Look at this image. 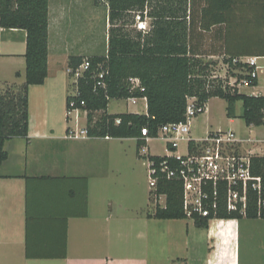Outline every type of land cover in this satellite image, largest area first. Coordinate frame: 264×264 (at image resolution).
I'll list each match as a JSON object with an SVG mask.
<instances>
[{
    "label": "crops",
    "instance_id": "0c3cea01",
    "mask_svg": "<svg viewBox=\"0 0 264 264\" xmlns=\"http://www.w3.org/2000/svg\"><path fill=\"white\" fill-rule=\"evenodd\" d=\"M67 1L49 0L48 78L29 87L28 139L5 144L8 159L0 166V264H264V254H257L263 219L215 218L207 228H198L191 219L148 217L152 209L147 174L148 184L144 177L122 175L115 160L96 154V147H103L97 140L108 143L113 138H67L68 130L80 127L82 118L84 127L87 123L85 111L79 118L77 112L67 111V97L74 91L69 61L86 52L69 39ZM211 3L214 15L204 18V0L194 3L196 53L208 59L264 53V0ZM201 23L208 29H201ZM26 40L25 30L0 27V92L25 82ZM141 101L147 112L146 100ZM207 113L208 109L202 115ZM194 121L195 138L222 130L207 125L203 135L196 136ZM248 128L252 134L260 127ZM152 140L147 153L156 156L150 153ZM260 145L264 144L248 149L257 153ZM141 165L146 168V161Z\"/></svg>",
    "mask_w": 264,
    "mask_h": 264
},
{
    "label": "trees",
    "instance_id": "16d2710c",
    "mask_svg": "<svg viewBox=\"0 0 264 264\" xmlns=\"http://www.w3.org/2000/svg\"><path fill=\"white\" fill-rule=\"evenodd\" d=\"M212 1L204 0L203 18L207 15L213 17ZM94 3L97 6L104 4L108 9L110 28L107 53L103 56L70 58L69 68H78L84 59H89L92 66L79 81L80 95L67 97V111L71 102L75 101L82 111L87 112L86 128L90 138L135 139L137 155H140V149L147 145L142 131L145 129L150 138H156L163 126L184 122L190 98L201 106L208 104L212 98H221L227 102L226 116L229 119L240 118L247 127L264 126V96L243 94L238 89L241 80L250 78L249 73L254 68L241 62L234 63V60L254 56L223 55V64L228 65L232 75L237 78L235 85L230 86L225 80H209L216 62L206 61V56L196 53L193 47L195 0H94ZM145 10L151 24L150 30L143 33L133 26L135 15L143 14ZM215 21L217 19H213ZM0 27L25 30L27 33L25 82L17 90L8 89L0 93L1 166L8 159L6 142L16 138L28 139L29 87L42 85L48 78L49 0H0ZM200 27L208 29L209 25L201 23ZM256 57H264V53ZM103 62L108 69L106 89L96 84L98 66ZM132 79L138 80V85ZM258 83V78L251 79L250 87H257ZM130 98H145L147 112L108 113L112 100ZM81 101L86 105L81 106ZM238 102L242 103L239 116L236 113ZM98 113L100 115L97 116ZM117 120H120V124L116 123ZM151 158L158 161L163 159L156 156ZM253 162V172L264 178V157L254 158ZM158 194L167 196L166 205H155L148 217L187 219L180 183L163 181L159 184ZM217 218L242 219L243 216L227 212L224 201H221ZM245 218L264 220V208L261 216H258L257 200L253 193L250 194ZM209 221V218H194L198 228H207Z\"/></svg>",
    "mask_w": 264,
    "mask_h": 264
},
{
    "label": "built area",
    "instance_id": "2783aa9c",
    "mask_svg": "<svg viewBox=\"0 0 264 264\" xmlns=\"http://www.w3.org/2000/svg\"><path fill=\"white\" fill-rule=\"evenodd\" d=\"M150 24L151 19L148 17L147 10L143 14L135 15L133 27L138 31L148 32ZM238 62L254 68L249 73L250 78L252 80L258 78L260 68L257 57L234 60V63ZM91 66V61L84 59L78 68L68 69L74 85L71 96L80 95L79 81L91 70ZM98 70L97 87L106 89L105 78L108 74L106 64L100 63ZM250 78H244L238 86H250ZM132 82L137 85L139 83L135 79H132ZM127 102L136 104L138 99L130 98ZM80 104L81 106L86 105L84 101ZM207 109V104L197 105L195 99L190 98L184 122L163 126L156 138H150L147 130L142 131V135L146 137V143L152 139H159L165 143L166 155L161 156L163 159L159 161L151 158L155 156H149L146 146L140 149V154L146 161L152 201L155 205H166L167 196L158 194V188L161 182L171 181L182 185L183 210L187 219L192 221L196 216L210 220L217 218L221 201H224L227 212L239 213L245 217L251 193L256 196L258 216H261L264 208V178L253 172L255 168L253 159L261 155L246 147L264 144V139L241 138L234 131L225 130L209 132L202 138L193 137L191 122L197 115L204 114ZM80 111L78 103L71 102L68 114L77 112V118H79ZM116 123L120 124V120ZM67 138L71 140L89 138L87 128H81L78 125L70 128ZM183 144L184 150H182ZM162 198H164L163 201Z\"/></svg>",
    "mask_w": 264,
    "mask_h": 264
},
{
    "label": "rangeland",
    "instance_id": "374dc122",
    "mask_svg": "<svg viewBox=\"0 0 264 264\" xmlns=\"http://www.w3.org/2000/svg\"><path fill=\"white\" fill-rule=\"evenodd\" d=\"M68 14L69 22L66 23L67 30H69V36L71 42L78 47L86 48V52L82 57H92V56H103L107 53L108 49V33L110 24L108 21V9L104 4L99 6L95 5L94 0H68ZM206 61H214L216 65L213 67L212 76L209 80L218 82L219 80L227 81L230 86L236 84V77L232 75L231 70L228 65H224L222 59H208ZM258 66L260 71H258L259 86L258 88L250 86H238V89L241 93L247 95H253V93L263 94L264 95V59L258 61ZM262 70V71H261ZM232 72L239 73L238 71L233 70ZM71 82V80H70ZM20 84L14 83L8 85L1 89L0 93H4L6 90H17L20 88ZM226 107L227 102L221 98H212L208 104V113L202 115L199 118H194L193 120L197 121L194 125V130L196 136L203 135L204 127L212 126L214 130L221 128L225 131H234L237 135L243 134L246 138L250 136L251 138H264V126L257 128L253 131L252 134H249V128L244 124L243 120L237 118L234 123H230L229 118L226 116ZM129 112H139L145 113V103L138 102L137 104H130L127 108L126 100H112L108 107V112L112 114H120ZM242 111V103L238 102L236 105V113L240 115ZM100 113L97 114V116ZM208 121H205V119ZM204 120V121H203ZM194 121V122H195ZM206 124H205V123ZM85 120L82 118L80 127L84 128ZM241 137V136H239ZM103 144L101 150L98 148L96 154L98 158H109L111 162L114 160L117 162L119 167V173L122 175H131L135 178L144 179L147 183V168L143 167L141 164L144 161L141 159L136 152V141L133 139H114L112 141L97 140ZM99 144V145H102ZM108 144V145H107ZM151 151L150 153L156 156H165L166 151L164 150L165 143L159 139H154L150 143ZM108 147V152L106 148ZM246 148H249L247 146ZM184 150V144L182 146ZM101 151V152H100ZM104 152V154H103ZM256 152L260 155L264 154V145L257 147ZM93 153V152H92ZM144 177V178H143ZM140 180V179H139ZM143 182V180H142ZM148 184V183H147ZM164 198H162V201ZM165 203V202H164ZM155 204L151 201V208L154 209ZM190 220V219H189ZM260 223V222H259ZM261 224V223H260ZM263 226V224H261ZM264 232V230H262ZM259 244L257 246V252L264 254V234L261 238H258ZM260 261H258L259 264Z\"/></svg>",
    "mask_w": 264,
    "mask_h": 264
}]
</instances>
